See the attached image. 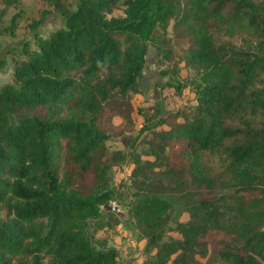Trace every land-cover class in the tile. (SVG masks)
<instances>
[{
  "label": "trees",
  "instance_id": "1",
  "mask_svg": "<svg viewBox=\"0 0 264 264\" xmlns=\"http://www.w3.org/2000/svg\"><path fill=\"white\" fill-rule=\"evenodd\" d=\"M119 1L54 3L62 25L35 36V49L14 60L0 86V264L18 255H29L30 264L43 257L48 264H116L113 247L92 243L89 222L113 200L108 171L124 164L133 166L128 178L139 191L128 211L154 249L147 264H190L176 252L209 232L204 264H264V97L252 98L264 76V0H121L114 15ZM223 10L258 31L255 50L213 43ZM172 39L182 43L181 56L161 74L174 80L175 93L190 89L193 102L171 110L155 104L152 118L137 109L142 126L109 152L107 122L130 118L129 93L138 91L148 46L166 59ZM245 110L263 120L231 123ZM139 140L149 160L136 152ZM203 152L216 158L215 174ZM162 166L185 171L192 188L189 221L173 228L183 240L165 232L170 206L155 193L166 188L152 174Z\"/></svg>",
  "mask_w": 264,
  "mask_h": 264
},
{
  "label": "rangeland",
  "instance_id": "2",
  "mask_svg": "<svg viewBox=\"0 0 264 264\" xmlns=\"http://www.w3.org/2000/svg\"><path fill=\"white\" fill-rule=\"evenodd\" d=\"M76 0H0V86L10 81L13 63L15 59H22L35 49V36L43 37L50 31L62 25L60 15L53 9V4L63 5L72 8ZM122 9L121 0L114 15H120ZM13 18V31L9 32L10 20ZM217 20V19H216ZM221 21V22H220ZM216 22V21H215ZM217 29L212 33V40L215 45L224 44L235 49H241L248 45L251 50H255V44L259 39L258 31L246 24L242 18L231 21L226 10H223L218 17ZM168 37H172V31L168 26ZM182 43L171 40L165 46L170 51L165 59L161 53H156L154 47L148 46L145 54L144 67L142 69V80L139 81L138 91L129 93V105L131 106L130 118L124 119L121 116H113L107 122L106 130L110 136L105 142L109 152L120 150L125 147V142L134 137L138 129L143 124L140 110L153 117L154 106L159 104L161 108L174 109L186 102H193V94L187 87L183 88L179 94L171 87L174 80L167 75H162L161 71L177 65V58L181 56ZM182 65V63H180ZM191 74V72H189ZM178 77L185 76V70L181 68ZM264 76L256 78L252 87V98H262L264 94L261 89L264 85ZM167 83L169 85H167ZM249 92V90H248ZM122 106H128L127 101L117 102ZM246 121L253 125L259 124L263 119L261 115L250 117L246 110L241 112L231 123L240 126V122ZM148 139L150 135L146 133L144 137ZM144 143L138 141L136 152L140 153L142 160H149L150 157L142 154ZM204 161L211 169L212 174L217 170V160L208 152H203ZM131 164H124L122 168L112 167L107 174L106 187L112 189V198L109 203L112 210L109 211L104 205L100 207L101 215L96 220L89 222V229L92 233L91 241L98 246V242H103L106 246L113 247L117 252L116 264H143L152 260L153 250L145 247V240L140 236L135 222L130 216L128 207L137 198L139 191L137 185L133 186L128 178L132 169ZM167 171L165 167L155 169L152 174L157 182L165 184V191L155 193L160 198L169 203V220L165 227L166 235L174 239L183 240V236L173 228L177 222L189 221L187 208L189 205V193L192 192L188 183V176L185 171L179 173L175 169ZM149 170L145 171L147 174ZM180 182L181 187L175 186ZM155 186V185H154ZM151 186V187H154ZM156 189H160L154 187ZM194 191V190H193ZM113 211V212H112ZM111 212L117 217L113 222L105 215ZM210 233V232H209ZM209 233H197L188 239L182 250L176 253L182 254L187 263L204 264L209 253L208 237ZM170 256V259L175 257ZM30 256H16L11 264H30ZM43 264H48V258L43 257ZM169 263V262H168Z\"/></svg>",
  "mask_w": 264,
  "mask_h": 264
},
{
  "label": "water",
  "instance_id": "3",
  "mask_svg": "<svg viewBox=\"0 0 264 264\" xmlns=\"http://www.w3.org/2000/svg\"><path fill=\"white\" fill-rule=\"evenodd\" d=\"M104 206L107 207L109 211L112 210V206H111V204L109 203V201H107V202L104 204ZM112 212H113V211H112Z\"/></svg>",
  "mask_w": 264,
  "mask_h": 264
}]
</instances>
